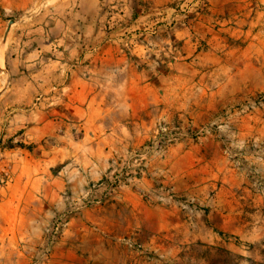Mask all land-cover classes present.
Segmentation results:
<instances>
[{
    "label": "crops",
    "instance_id": "obj_1",
    "mask_svg": "<svg viewBox=\"0 0 264 264\" xmlns=\"http://www.w3.org/2000/svg\"><path fill=\"white\" fill-rule=\"evenodd\" d=\"M263 90L264 0H0V264L11 250L27 264L68 199L102 198L161 123L212 119L231 142L258 141ZM217 135L186 137L81 209L47 264H264V218L245 210L263 202L238 199L251 184L213 151ZM164 169L196 201L190 223L141 197ZM131 234L164 259L127 249Z\"/></svg>",
    "mask_w": 264,
    "mask_h": 264
},
{
    "label": "rangeland",
    "instance_id": "obj_2",
    "mask_svg": "<svg viewBox=\"0 0 264 264\" xmlns=\"http://www.w3.org/2000/svg\"><path fill=\"white\" fill-rule=\"evenodd\" d=\"M140 4H144V2L140 1ZM201 7L206 10V2L201 3ZM224 114L225 113H223V115ZM223 125L224 123L217 124L211 119L210 121L197 126L193 123L191 118H187L184 122L178 121L173 123L159 124L156 127L154 133L146 140V142L129 154L128 161L124 163V166L121 169L112 170L109 175L101 180L103 183L104 181L111 179L115 174L120 175V182L112 189L108 190L107 193H104L101 201L97 204L110 201L115 196L119 188L132 181H136L139 177L143 176L146 173L152 156L162 157L167 148L181 140H184L186 137L196 141L200 138L216 133L219 134L217 135L219 145L218 147H213V151L221 152L227 158V160L231 162L233 168H235L239 173L248 176L249 184H251L252 193L248 194L244 191H240L237 194L238 199L248 202H254L257 200H259V202H263V205H261L259 209L251 208L250 206L246 205L247 208L245 210L250 214L249 219L251 218V215H259L260 218H264V90L259 92L258 141L251 140L247 143H235V141H232V143L231 139L225 135V125ZM228 130H231L232 133L237 134L236 127L231 128L228 126ZM207 147L210 148V145H207ZM141 197L147 203H152L159 206H169L171 203H174L177 209L173 208V210L178 211V213H180L181 217L185 219L187 223L191 222V219L194 218L195 212L198 211V209L194 206L196 201L192 196H189L186 193L183 194L182 192L175 191L169 172L166 169H164L158 176V181L155 183L153 189L142 192ZM80 211L81 210H79V212ZM79 212L72 215V217L77 215ZM152 219L154 221L156 220L155 217ZM160 219L163 220L164 218L160 216ZM158 228L159 229H157L155 232V235L157 236L174 232V229L171 225H162L158 226ZM249 230H251V226H249ZM229 236L232 237L231 240L235 245L245 242L239 239L238 235L233 233H231ZM261 240L264 241V236ZM119 241L127 249L135 252L137 256L143 257L144 259H151L154 255H156L154 256L156 257V260L164 259L163 256L156 253V250L158 249L157 247L151 244L143 243L138 238H135V236L132 234L131 236H122L119 238ZM56 242L51 245L48 255H44L42 252V248L45 244V234L43 229V242L41 245H39V247H37L33 255L30 256L27 264H47L48 260L50 259L53 245ZM200 245L203 248L204 243H201ZM252 246L250 245V249ZM227 260L228 258L226 257V261ZM229 260L230 264H240L241 262L240 257L237 255H232ZM19 261V258H17V256L11 250L7 258V264H17ZM251 263L252 262L249 260V264Z\"/></svg>",
    "mask_w": 264,
    "mask_h": 264
},
{
    "label": "built area",
    "instance_id": "obj_3",
    "mask_svg": "<svg viewBox=\"0 0 264 264\" xmlns=\"http://www.w3.org/2000/svg\"><path fill=\"white\" fill-rule=\"evenodd\" d=\"M255 100L259 102V94L256 96ZM119 182V174H115L111 179L106 180L103 183L101 182V184L105 186L104 193H107L108 190L112 189ZM100 201L101 198H93L87 194H82L77 198H69L66 208L60 212L55 213L50 223L44 228L45 244L42 248L43 254L48 255L51 249V245L59 238H61L72 215L79 212V210L86 208L92 204L99 203Z\"/></svg>",
    "mask_w": 264,
    "mask_h": 264
}]
</instances>
